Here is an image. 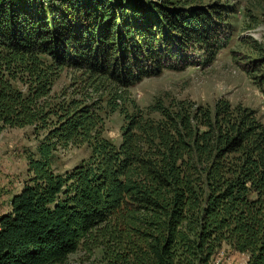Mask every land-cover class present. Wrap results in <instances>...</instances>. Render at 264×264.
I'll return each instance as SVG.
<instances>
[{
	"label": "trees",
	"instance_id": "1",
	"mask_svg": "<svg viewBox=\"0 0 264 264\" xmlns=\"http://www.w3.org/2000/svg\"><path fill=\"white\" fill-rule=\"evenodd\" d=\"M231 15L206 0H0V134L32 127L40 139L0 217V264L97 250L105 264H213L224 247L264 264L256 113L224 98L142 107L131 96L146 78L214 62ZM247 68L264 95V59ZM117 113L118 145L105 138ZM82 146L88 159L60 173L59 154Z\"/></svg>",
	"mask_w": 264,
	"mask_h": 264
},
{
	"label": "rangeland",
	"instance_id": "2",
	"mask_svg": "<svg viewBox=\"0 0 264 264\" xmlns=\"http://www.w3.org/2000/svg\"><path fill=\"white\" fill-rule=\"evenodd\" d=\"M212 3L228 2L232 9L231 41L216 60L202 66H193L181 72L164 71L161 75L144 79L131 87V96L140 106L151 105L165 95L188 99L199 105L213 106L224 98L233 105L253 110L264 124V95L247 72L248 65L264 59V0H206ZM248 44L263 49L256 54ZM63 78L56 91L68 85ZM125 120L120 114L110 116L106 123L105 138L121 143ZM38 139L32 127L6 128L0 134V215L10 210V199L17 195L28 180L27 154L35 152ZM88 146L72 147L59 154L56 168L60 173L71 171L90 156ZM221 253V254H220ZM219 254L222 264H245L246 258L224 247ZM68 264H105L103 252L92 255L80 251Z\"/></svg>",
	"mask_w": 264,
	"mask_h": 264
},
{
	"label": "built area",
	"instance_id": "3",
	"mask_svg": "<svg viewBox=\"0 0 264 264\" xmlns=\"http://www.w3.org/2000/svg\"><path fill=\"white\" fill-rule=\"evenodd\" d=\"M220 254H218V256L214 259L213 264H222V261L223 260L221 258H219L220 257L219 256Z\"/></svg>",
	"mask_w": 264,
	"mask_h": 264
},
{
	"label": "crops",
	"instance_id": "4",
	"mask_svg": "<svg viewBox=\"0 0 264 264\" xmlns=\"http://www.w3.org/2000/svg\"><path fill=\"white\" fill-rule=\"evenodd\" d=\"M12 198H13V197H12ZM12 198L10 199V205H11V200H12ZM0 201H1V200H0ZM9 211H10V210H9ZM9 211H8V212H9ZM8 212H6L5 214H7ZM2 215H4V214H1L0 217H1ZM236 254H237V253H236ZM245 264H246V260H245Z\"/></svg>",
	"mask_w": 264,
	"mask_h": 264
}]
</instances>
